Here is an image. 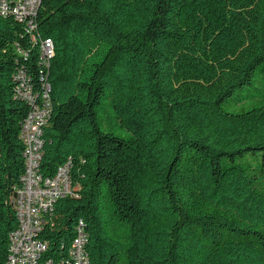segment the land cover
<instances>
[{"label":"trees","instance_id":"trees-1","mask_svg":"<svg viewBox=\"0 0 264 264\" xmlns=\"http://www.w3.org/2000/svg\"><path fill=\"white\" fill-rule=\"evenodd\" d=\"M47 102L41 173L70 164L74 196L46 218V261L69 260L81 227L90 264H264V0H42L34 28L0 15V264L22 130Z\"/></svg>","mask_w":264,"mask_h":264},{"label":"built area","instance_id":"built-area-1","mask_svg":"<svg viewBox=\"0 0 264 264\" xmlns=\"http://www.w3.org/2000/svg\"><path fill=\"white\" fill-rule=\"evenodd\" d=\"M42 0H0V15L12 16L35 26V17ZM43 60L48 63L54 56V44L48 39L44 42ZM21 96L34 102L32 92L23 85ZM46 98L48 96H45ZM49 102V101H48ZM48 102L43 107H34L29 113L22 130L26 145V173L12 200L19 220L18 229L11 235L9 257L6 264H90L86 252V234L81 227L67 261L53 263L45 260L49 249L48 242L40 239L46 218L52 214L56 203L74 196V185L70 164L60 167L53 177L41 173L44 157V127L50 112Z\"/></svg>","mask_w":264,"mask_h":264},{"label":"bare ground","instance_id":"bare-ground-1","mask_svg":"<svg viewBox=\"0 0 264 264\" xmlns=\"http://www.w3.org/2000/svg\"><path fill=\"white\" fill-rule=\"evenodd\" d=\"M49 112V111H48Z\"/></svg>","mask_w":264,"mask_h":264}]
</instances>
